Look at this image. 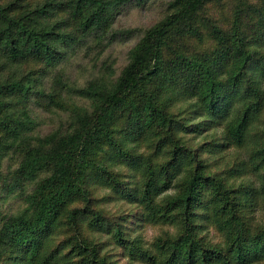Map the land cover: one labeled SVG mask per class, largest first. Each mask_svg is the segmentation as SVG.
<instances>
[{"label": "trees", "instance_id": "trees-1", "mask_svg": "<svg viewBox=\"0 0 264 264\" xmlns=\"http://www.w3.org/2000/svg\"><path fill=\"white\" fill-rule=\"evenodd\" d=\"M148 1L0 0V264H264V0H169L73 74Z\"/></svg>", "mask_w": 264, "mask_h": 264}, {"label": "rangeland", "instance_id": "rangeland-1", "mask_svg": "<svg viewBox=\"0 0 264 264\" xmlns=\"http://www.w3.org/2000/svg\"><path fill=\"white\" fill-rule=\"evenodd\" d=\"M169 0H149L143 6L132 5L124 9L116 17L115 32L119 30H137L134 35L121 38L117 40L116 44L107 49L103 56H97L98 61L93 62L90 58L83 57V54L74 59L72 64V72L85 81L95 71L98 72L107 63H112L116 69V75H119L122 69L127 65L129 60V51L137 43L139 37L142 36L143 32L149 27L155 25L160 21L167 8ZM52 122L45 120L43 124L44 130L49 131L52 129ZM120 203L110 205V208H118ZM256 222L264 223V206H260L255 214ZM160 233L159 229L151 225H145L136 227L134 229L133 236L141 237L147 243L151 242L155 236ZM210 236L215 240L214 232H210ZM120 264H127V260L123 257L119 258Z\"/></svg>", "mask_w": 264, "mask_h": 264}]
</instances>
